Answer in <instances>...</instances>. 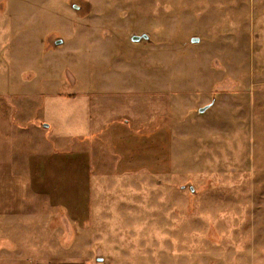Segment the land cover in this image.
<instances>
[{
	"label": "rangeland",
	"instance_id": "1",
	"mask_svg": "<svg viewBox=\"0 0 264 264\" xmlns=\"http://www.w3.org/2000/svg\"><path fill=\"white\" fill-rule=\"evenodd\" d=\"M106 91L167 96L148 169L116 168L107 131L43 128L46 94ZM0 98L25 129L26 212L0 220V264L8 244L30 261L65 243L87 264H264V0H0ZM52 153L88 165L53 178ZM81 193L90 211L72 216Z\"/></svg>",
	"mask_w": 264,
	"mask_h": 264
},
{
	"label": "crops",
	"instance_id": "2",
	"mask_svg": "<svg viewBox=\"0 0 264 264\" xmlns=\"http://www.w3.org/2000/svg\"><path fill=\"white\" fill-rule=\"evenodd\" d=\"M43 101L42 120L48 122V125L43 128L49 126V129L53 130L54 126H62V131H54L57 136L56 140L64 139V141L69 143L80 139L92 141L93 136H100L103 131H107L111 140L116 168L129 169L132 165L136 167L143 161L144 164L146 163L145 168L148 169L155 163V154L151 155V151H148L147 147L167 130L163 128V125H165L163 120L168 112L167 96L155 95L152 92L106 91L66 95L46 94ZM50 116L53 119L48 118ZM16 124L11 105L0 98L1 221L9 218L17 219L26 213L22 208L24 198L22 197L23 177L13 170L15 154L12 147L14 132L16 130L24 132L25 129L21 127L22 125ZM156 124L159 127L156 128ZM166 133L170 135L169 132L166 131ZM140 136L143 137L139 139ZM148 136H153L154 138L149 140ZM158 154L160 155V153ZM53 155L54 153L45 157L46 159L50 158V162L47 163V166H50V171H46V173L53 178L54 176L59 178V173L55 169L65 168L66 181L68 182L70 179L68 170L70 168L81 165L85 168L88 165V153L80 155L81 157L74 159L73 162L67 157L58 156L60 155L58 153L55 157ZM36 158V162L32 166L35 171V173H32V182L33 179H36L38 183V181L43 182V179H46V175H43L44 162L42 158ZM135 162L137 163L135 164ZM40 188L44 191L45 187ZM51 193L53 194V192ZM80 196L84 198L79 199L80 205L78 204L79 208L77 207V209H74L75 207L72 208L70 204L65 202L71 208L72 212L70 214L72 216L82 215L84 217L90 211L88 200L86 202V195L81 193ZM50 197H53L52 200L56 199L55 195H50ZM56 201H58L57 206H60L65 211L67 210V206L64 203L60 202L59 199H56ZM30 216L35 217L34 214H30ZM12 242L16 243L19 240ZM8 245L9 247L1 253L3 263L8 261V264H87L85 258L76 256L74 251H68L70 248H74L72 243L68 245L67 243L57 244V248L56 245L50 246V248L58 249V254L52 255L49 252H43L33 257L30 261L25 259L23 256L25 254L23 253H15L11 256L12 253L9 249L12 247L10 244ZM21 245L23 246L24 242L14 246L15 248H20ZM41 245L44 247L43 244ZM38 247L41 248L40 246Z\"/></svg>",
	"mask_w": 264,
	"mask_h": 264
},
{
	"label": "water",
	"instance_id": "3",
	"mask_svg": "<svg viewBox=\"0 0 264 264\" xmlns=\"http://www.w3.org/2000/svg\"><path fill=\"white\" fill-rule=\"evenodd\" d=\"M142 39L147 40L148 37H147L146 35H144V34H142V35H140V36H135V35H134V36H131V37H130V40H131L132 42H138V41H140V40H142ZM207 108H208V106H205V107L201 108V109L199 110V113L204 112Z\"/></svg>",
	"mask_w": 264,
	"mask_h": 264
}]
</instances>
